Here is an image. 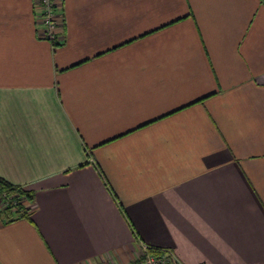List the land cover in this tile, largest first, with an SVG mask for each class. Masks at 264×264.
<instances>
[{
	"label": "crops",
	"instance_id": "obj_1",
	"mask_svg": "<svg viewBox=\"0 0 264 264\" xmlns=\"http://www.w3.org/2000/svg\"><path fill=\"white\" fill-rule=\"evenodd\" d=\"M56 3L0 0V264H264V0Z\"/></svg>",
	"mask_w": 264,
	"mask_h": 264
},
{
	"label": "built area",
	"instance_id": "obj_2",
	"mask_svg": "<svg viewBox=\"0 0 264 264\" xmlns=\"http://www.w3.org/2000/svg\"><path fill=\"white\" fill-rule=\"evenodd\" d=\"M35 17L42 34L52 44H60L59 37V8L56 0H35ZM14 198H5L1 201L0 209H5L10 204H16ZM29 207V205H27ZM147 247H143V252L129 264H176L174 257L168 252L154 255L148 252Z\"/></svg>",
	"mask_w": 264,
	"mask_h": 264
},
{
	"label": "trees",
	"instance_id": "obj_3",
	"mask_svg": "<svg viewBox=\"0 0 264 264\" xmlns=\"http://www.w3.org/2000/svg\"><path fill=\"white\" fill-rule=\"evenodd\" d=\"M8 197L16 199L17 203L15 205L10 204L5 209H0V214H3L8 221H14L28 216L31 209L27 204L33 201L32 192L25 190L21 186L13 185L0 177V204L1 201ZM149 250L154 255H159L162 252L154 248H150Z\"/></svg>",
	"mask_w": 264,
	"mask_h": 264
},
{
	"label": "rangeland",
	"instance_id": "obj_4",
	"mask_svg": "<svg viewBox=\"0 0 264 264\" xmlns=\"http://www.w3.org/2000/svg\"><path fill=\"white\" fill-rule=\"evenodd\" d=\"M143 247H144V246H143ZM142 252H143V251H142ZM148 252H149V253H151V251H150V250H148Z\"/></svg>",
	"mask_w": 264,
	"mask_h": 264
}]
</instances>
